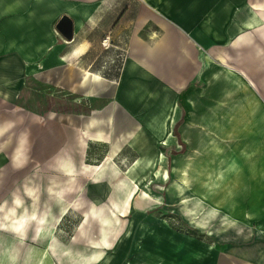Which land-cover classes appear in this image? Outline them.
Here are the masks:
<instances>
[{
    "label": "crops",
    "instance_id": "0c3cea01",
    "mask_svg": "<svg viewBox=\"0 0 264 264\" xmlns=\"http://www.w3.org/2000/svg\"><path fill=\"white\" fill-rule=\"evenodd\" d=\"M166 1L165 11L187 21L189 11L186 4L183 6L187 0ZM263 6L252 3L240 11L239 4L236 18H231L232 33L255 24V11L264 22ZM130 8L128 0H0V169L14 171L32 157L39 158L36 163L42 190L56 189L58 205H68L61 214H44L37 228L30 223L29 230L25 229V238L44 241L43 248L22 246L16 241L21 252L15 246L11 253L19 259L7 261L1 257L0 248V264H201L203 258L196 252L209 251L210 246L172 229L169 223L141 212L131 216L128 189L153 169L156 150L153 147L145 154V141L153 145L163 137L174 103L189 105L184 100L191 92L187 87L195 76L193 72L197 74L201 68L195 44L208 47L213 43L201 27L195 40L171 38L170 34L166 43L151 48L140 38V31L151 20L145 21L144 6L138 5L133 22L136 33L119 74L113 77L92 70L97 31L103 34L114 30L127 19ZM62 16L72 21L69 41L55 29ZM204 20L205 31L214 32L213 17L208 15ZM180 26L189 28L187 24ZM231 41L233 46L245 44L240 37ZM38 87L75 95L90 104L89 111L85 115L37 113L20 99L39 94ZM157 109L162 112L157 119H146V112ZM147 124L153 129H146ZM34 127L39 129L35 139ZM97 134L101 139L91 138ZM37 145L39 153L35 150L33 154ZM50 175L55 178L51 182ZM78 184L85 187L86 197L73 196ZM94 190L115 191L111 196L101 193L104 196L96 197L92 195ZM29 194L34 196L33 189ZM83 209L80 225L69 237L75 244L88 236L97 237L90 242L88 254L63 244L55 234L59 220L70 211ZM138 222H151L156 228L151 232L142 224V229H137ZM50 224L53 230L48 231ZM129 254L131 260L125 261ZM233 261L264 264V256L258 260L255 254L253 260L235 254Z\"/></svg>",
    "mask_w": 264,
    "mask_h": 264
},
{
    "label": "rangeland",
    "instance_id": "374dc122",
    "mask_svg": "<svg viewBox=\"0 0 264 264\" xmlns=\"http://www.w3.org/2000/svg\"><path fill=\"white\" fill-rule=\"evenodd\" d=\"M128 1L131 13L127 19L108 33L99 34L97 31L96 61L92 70L103 71L113 77L119 74L129 55L130 39L136 33L133 22L138 5L144 6L145 21L151 20L140 31V38L151 48L166 43L170 34L171 38L184 36L195 40L200 37L201 27L204 34L208 32L210 43H213L208 47L195 44L201 68L197 74L193 72L195 76L187 87L191 88L184 99L188 107L179 101L174 103L166 118L168 123L163 137L153 145L147 140L144 143L145 154L154 147L156 159L152 171L135 184L132 182L128 189L129 203L132 201L131 216L141 212L151 219L170 223L176 231L189 234L205 246H210L207 253L202 250L203 254L200 250L196 252L199 258H203L201 264H237L233 261L235 254H241L246 259L251 256L253 260L257 254L259 260L264 256V179L255 175L250 178L244 176L242 182L232 185V190H224L233 192L232 200L221 201L220 188L206 190L204 182L207 177L204 174L205 168L213 169L218 161L221 164L232 156L245 164L243 153L249 150L256 154L254 159L264 163V22L260 20L259 12L255 11V24L242 27L237 33L230 30L231 18L239 4L240 11H245L250 4H264V0H187L183 3L189 11L185 22L170 14L168 9L164 10L163 5L167 7L168 3L166 0ZM196 3L198 5L194 7ZM160 6L161 11L158 10ZM201 9L205 10L203 14ZM208 15L213 17L214 32L205 31L204 19ZM189 19L192 22L189 23ZM186 24L189 28L182 29L180 25ZM237 37L245 44L233 46L231 40ZM222 56L223 60L220 59ZM243 84L248 86L245 93L241 91ZM38 88H41L37 89L39 94L24 95L20 99L22 104L32 105L37 113L55 111L85 115L89 111L90 104L75 95ZM247 102L253 107V130L240 132L239 125L247 120ZM154 111L146 112V119L153 116L157 119L162 114L161 109ZM149 112L153 115L148 116ZM145 128L153 129L148 124ZM36 132L39 133V129L34 127V139ZM212 142L219 145V149H211ZM38 145L33 154L35 150L39 153ZM38 160L32 157L27 164L14 171L9 167L0 169V248L1 257L7 261L19 259L18 255L11 253L15 246L18 249L16 241L22 246L43 248L44 241L32 242L30 238H25V229L29 230L30 223L37 228V221L44 214H61L68 207L67 202L64 207L58 205L56 189L42 190V179L37 172ZM180 178H184L186 184L181 183ZM53 179L50 175V182ZM50 182L49 186H52ZM79 186L81 184H78L73 196L86 197L85 187ZM30 189H33V197L29 194ZM114 191L94 190L92 195L100 197L104 196L103 193L111 196ZM84 210L70 211L59 220L55 234L63 244L74 246L75 251L81 254H88L90 242L97 241V237L88 236L76 244L70 242L69 237L80 225V214ZM142 224L151 232L156 228L151 222H138L137 229H142ZM51 230L53 227L50 224L48 231ZM139 240L141 242L142 239ZM178 244L185 245L183 242ZM206 255L212 259L208 260ZM126 258L125 261L131 260L130 254Z\"/></svg>",
    "mask_w": 264,
    "mask_h": 264
},
{
    "label": "bare ground",
    "instance_id": "6f19581e",
    "mask_svg": "<svg viewBox=\"0 0 264 264\" xmlns=\"http://www.w3.org/2000/svg\"><path fill=\"white\" fill-rule=\"evenodd\" d=\"M247 88L248 86L246 84H243V87H241L242 93H245V89ZM247 104L249 103L247 102ZM248 107L249 108L246 113L247 120L241 123V125H239L238 127V130L240 132H243V130L246 132H251V130H253L251 127L253 107L250 104L248 105ZM227 134L230 135L229 132ZM93 137L101 138L99 134L94 135ZM211 146V149L213 150L219 149V145L215 144L214 142H212ZM243 157H245L246 160L245 164H241L238 160V157L232 156L223 161V163L221 164L220 161H218L217 166L213 167V169L205 168L204 176L207 177V180L204 182V185L206 187V190L210 191L218 187L221 190L219 200L231 201L232 197L234 196L233 192L228 193L224 190H232V185H234L235 183L237 184L238 182H242V178H244V176H248L250 178L252 177V175H255L261 176L264 179V163L259 162L257 159H254L256 157L254 151L249 150L243 153ZM220 158L221 157H219V159ZM210 172L213 173V175H211ZM180 181L181 183L186 184V182H184V178H180ZM206 192H204L203 197L206 196ZM249 218L251 219V216H249ZM262 229L264 230V227H262Z\"/></svg>",
    "mask_w": 264,
    "mask_h": 264
},
{
    "label": "water",
    "instance_id": "95a60500",
    "mask_svg": "<svg viewBox=\"0 0 264 264\" xmlns=\"http://www.w3.org/2000/svg\"><path fill=\"white\" fill-rule=\"evenodd\" d=\"M56 31L66 40L72 38V21L67 16H62L55 26Z\"/></svg>",
    "mask_w": 264,
    "mask_h": 264
},
{
    "label": "trees",
    "instance_id": "16d2710c",
    "mask_svg": "<svg viewBox=\"0 0 264 264\" xmlns=\"http://www.w3.org/2000/svg\"><path fill=\"white\" fill-rule=\"evenodd\" d=\"M169 226H170L172 229H174L173 226H172L170 223H169ZM188 235H189V234H188Z\"/></svg>",
    "mask_w": 264,
    "mask_h": 264
}]
</instances>
